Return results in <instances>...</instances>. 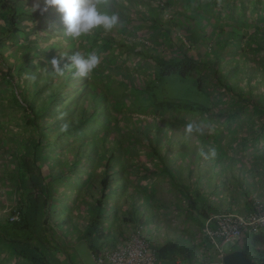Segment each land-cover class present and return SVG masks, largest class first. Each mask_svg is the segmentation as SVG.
<instances>
[{
    "label": "trees",
    "instance_id": "1",
    "mask_svg": "<svg viewBox=\"0 0 264 264\" xmlns=\"http://www.w3.org/2000/svg\"><path fill=\"white\" fill-rule=\"evenodd\" d=\"M204 1L206 3L203 8L198 3L196 9L201 11L193 10L194 14L183 4L180 5L181 2L177 3L176 8H171L168 6L169 2L164 1L165 10L166 5L170 8V12L166 10L169 17L161 14L163 7L156 1L163 19L172 20L174 16L171 12L176 13L175 21L167 25L172 28L174 23H179L183 34L179 32L178 36L181 33V38L176 35L177 40H172V48L164 50L165 53H153L150 49L143 52L142 47L135 48L136 43L130 45L131 52L139 57L143 56L152 69L144 78L141 75L134 76L132 80V76L127 77L125 81L118 83L119 87L116 89L104 87L103 91V81V85L97 86L90 74L87 77H74V69L67 68L62 76L57 75L50 60L43 61L46 65L45 76L35 81V77H39L40 64L31 63L35 57L31 58L23 51L25 60L15 70L20 73L23 65L31 69L30 82L20 83V93L22 97L32 95L25 108L34 134L27 138L21 151L13 156V162L9 164L11 170L6 185L17 199L14 202L16 207L6 218L0 219V245L30 264H61L52 254L66 248L64 237L59 231H55L49 220L54 211H67L64 202L75 199V187L78 186L90 192L87 193L88 199L85 198L86 194L78 197L85 207L82 210L83 229L76 234L95 256L104 245L105 227H110L109 224H104V220L112 192L117 188L129 189L126 202L123 201L127 205L122 221L143 225L144 213L137 209L139 204L136 201L139 197L135 200V195H140L141 201L150 202L148 190L144 191L146 186L141 183L154 173L145 162L150 157L155 165L154 170L166 173L178 196L184 200L185 217L190 216L201 227L202 220L208 216L209 211L216 210L217 205H214L215 202H212L209 195L201 192L197 186L192 187L191 183L182 181L179 172L170 167L174 156L161 151L159 141L163 139L162 132L171 125L179 128L180 124L194 121L196 117L210 121L212 116H216V119H212L218 123L217 126L222 125V128L217 129L216 125L210 123L212 128L209 131H203L202 134L195 132L198 142L195 146L201 153L202 147H210L209 140H212L215 143L214 153L221 156L224 153L223 142L232 138L239 141L243 137L240 127H231L232 124H237L234 120L240 114L247 116L250 125V133H247L250 138L264 135V2L261 4V12L257 13L259 0H253L248 8L243 0H231L236 5L233 7L230 2L223 9L227 18L223 22L220 19V9L223 6L219 0ZM254 11L257 15L252 18ZM7 12V27L0 32V41L7 38L6 33L12 32L13 37L21 32L22 38L31 42L33 39L28 38L26 32L42 33L49 28L45 21L47 14L40 9L24 15L21 7L9 5ZM198 18L214 24L199 32L195 22ZM23 20L30 21L31 26L21 29L18 23ZM206 34L215 38L213 49L205 48L203 39ZM36 37L40 38L42 35L35 36L33 41H36ZM63 46L64 44H60L59 49L62 50ZM247 49L258 52V56H248ZM49 50L52 52L54 48L50 47ZM49 50L45 48L42 52L47 54ZM72 53L63 52L64 58L60 62H68L67 57ZM232 60L235 66H231ZM120 62L124 64L126 60ZM225 63L228 66L226 72ZM240 65L243 71L237 68ZM15 70L12 71L8 65L3 75L18 82V78H14L19 77ZM105 70L108 69L95 68L91 73L102 75ZM236 72L241 73L244 80L237 86L230 80ZM170 76L191 79L194 88L202 95L201 99L190 101L162 95L160 81L163 77ZM111 79L115 80L117 77L113 75ZM260 82L261 87L258 85ZM211 83L215 85L213 89L219 90L221 98L212 99ZM31 88L34 93H29ZM78 88L80 89L77 90ZM121 89H128V93L123 94ZM127 109L143 118L140 115L132 116ZM65 122L69 123V130L61 132L60 127ZM146 155L149 156L147 159ZM193 159V156L189 157L186 165L189 174ZM127 165L131 171L129 168L125 169ZM81 171L87 172L84 178H81ZM124 171H127L126 177L139 181L135 183L136 187L127 184ZM92 177L96 181L91 180ZM54 206H57L55 210L52 209ZM15 213L16 218L10 220V215ZM65 214L68 219L67 213ZM53 223L57 224V221L53 220ZM118 226L117 224V231L122 234ZM243 238L241 235L229 250L241 249L238 244ZM247 238L252 244L261 246L256 249L255 258L248 259L253 264H264V233L248 234ZM147 240L149 241L148 238ZM202 241L203 248L208 249L209 243L205 238ZM149 245L158 264H169L176 258L183 263L192 262V247L177 239H165L157 245L149 242ZM209 259V256L203 257V262H209Z\"/></svg>",
    "mask_w": 264,
    "mask_h": 264
},
{
    "label": "rangeland",
    "instance_id": "2",
    "mask_svg": "<svg viewBox=\"0 0 264 264\" xmlns=\"http://www.w3.org/2000/svg\"><path fill=\"white\" fill-rule=\"evenodd\" d=\"M243 1L245 4V7L248 8L251 6L253 0H243ZM259 1H260V5L258 6L259 9L257 10V13L261 12L260 8H262L261 4L264 2V0H259ZM158 2H160L163 7L161 14L164 17H169V15L167 14V11L170 12L169 11L170 8L165 4L166 10H167L166 11L164 3H163L164 0H159ZM178 2L179 3L181 2L180 5L183 4L184 7H187L191 14H194V11L196 12L201 11V10H196L198 3L199 5L201 4L200 5L201 8H203V6L206 3V1L204 0H179ZM230 2L233 5V7L236 5L235 2H232L231 0H219V3H221L223 6V8L220 9L221 11L220 19L223 20V22H226L225 20L227 19L225 17V13L223 9L226 8ZM110 3L111 1L108 0L107 4L101 3L100 5L107 6V5H110ZM193 6L194 8H192ZM150 7L152 8V10L149 11L148 13L152 17V19H151V22L146 21V24L147 26L151 28L153 27V30L156 31L155 32L157 33V37H155L156 43L154 44V41L150 38L149 28H145V30L143 29V33L139 32L141 31L140 28H136V33L138 32L139 34L135 38V41H136L134 42L136 43L135 48L137 49V48L143 47V52H145L147 51V49H149L147 47L152 46L154 48V49L152 48V50L155 53H162L161 50H159V48H161V44L166 45V41L168 40H171V41L173 39L177 40L175 38L176 34H179V32L182 33V31L180 29L179 23H174V25L172 26L170 30L161 26V25L166 26L167 24H170V23L172 24L173 21H175V16H176L175 12L173 11L171 12L172 15L174 16L172 20L170 19L166 20L160 16L156 3L154 2L151 3ZM48 9L50 11L51 8L49 7ZM109 12L110 11H107V13ZM142 14H145V12H142ZM235 14L237 13L235 12ZM132 15L135 18L141 17V13L139 10L132 11ZM256 15L257 14L255 11L254 13L252 12V18H255ZM45 19H46L45 21L49 25V28L46 31H43L42 33L37 32V34H40V36L42 35V37H40L39 40L41 41L42 44L47 45V48L52 46V47H55V49L57 50L59 49V45L64 44L65 42H69L70 44H72V46L74 44H76V46H79L81 43L80 40L82 36L87 38L91 35L90 34L91 31H90L89 33L84 34L77 39H73L64 34L63 25L60 20V14L56 17L46 16ZM201 19L198 18L195 21L196 26H197L196 30L199 32L203 31V29L205 30L206 28L213 26L214 24V22H209L207 20H201ZM130 21L132 22L131 18L129 19V22ZM19 26L28 27V23L26 21H21V23H19ZM139 26H141L140 22H139ZM118 27L119 26H116L115 29ZM98 28L105 32V30H103L102 27H97V29ZM181 33H180V36L177 35L180 38H181ZM151 34H153V32H151ZM43 35L44 36L46 35V37H44ZM203 40L205 41L206 49H211V48L213 49V46L215 47V38L213 39L211 34L209 35L206 34ZM85 43L86 41L83 42L84 45ZM18 48H21V47L18 46ZM59 51L60 52L55 53V54L51 52L46 54L43 52V56L41 57L42 61L39 59L37 61V59L33 58V61L31 63L36 62L40 64L39 65V68H40L39 77H35V81H37L38 79L41 80L45 76L44 67L46 65L43 63V61H49L53 57L59 58L60 56H62V53L64 52L63 50H60V49ZM247 51H248L247 53L249 54V55L247 54L248 56H251L253 58L258 56V52H254L249 49H247ZM29 52L30 50L28 51V53ZM111 62L113 63L112 65H110V63L106 64L103 60L100 59V63L98 67L96 68V70L97 69L101 70L105 68H107L108 70H105L102 75H99L98 73L97 74L90 73V77L93 78V83H95L97 86L103 85L101 84L102 83L101 81H103V83L105 84V86L101 87L103 91H104V87H108V89L118 88L119 84L125 81L127 77H130V76H132L130 80H132L134 76L139 77V75H141L144 78L149 74V70L152 69L151 65L143 58V56L139 57L134 52L131 56V59L129 60V63L128 61L125 62L126 64L128 63L129 66L121 64L119 58L118 59L115 58V61L114 62L111 61ZM60 63L61 65H63L61 67H64V65L68 64L69 61L66 62L63 60ZM231 63H232L231 66H235L234 64L235 62H233V60L231 61ZM225 64H226L225 65V72H226V69L228 68V66H227V63ZM237 68L242 70L241 65L238 66ZM20 69H21L19 70L20 73L17 70H15V73L19 74V77H14L15 79L18 78V82H16V80L11 81L9 79L6 80L7 78H3V81L0 83V86H1L0 87V91H1L0 92V219L6 218L7 215L10 213V211H12L13 208L16 207L14 202H15V199H17V197L15 194L14 196H12L13 193L11 191H8V188L6 185L8 184L7 177L9 176L10 174L9 172L11 170V166H9V164L10 162H13V156L17 152L21 151V147L23 143L27 140V138H29L30 135L32 136L34 134V131L31 130L32 126L30 125L31 123L29 122V119H28L29 115L27 114V111L25 108V106L27 105V101L30 100L32 95L31 94H29L28 96L23 95L22 97L20 93L21 91L20 83H22L23 81L24 83L29 84L30 82L31 76L29 75V72L31 69L29 67L26 68L24 65ZM66 70L67 68L64 69V72H66ZM116 72L118 73V75H117V79L115 80H119V81H115L111 79L113 78V75H115ZM251 76L253 77V75ZM242 77L243 76H241V73L236 72L234 76H232V78L230 77V80L233 83V85L237 86L238 84H241L244 82ZM160 85H162L160 93L164 95L165 97H168L171 99L180 98V99H185V100H190V101H199L202 96L194 88L192 84V80L189 78H180V77H174V76H170L168 78L163 77V79H161L160 81ZM213 87H215V85L211 83L210 88L213 93L212 99L217 100L221 98V95L219 97V90H215V88L213 89ZM79 89L80 88H78L77 90ZM127 90L128 89H121L120 91L123 94H127L128 93ZM31 92L34 93L32 88L29 93ZM64 94L65 92L63 93V95ZM127 110L129 111V109ZM131 110H132V107H131ZM129 112L131 113L132 116L140 115L136 113L135 111H132V112L129 111ZM140 117L143 118V116L141 115ZM245 117L246 116H243L242 114H240L238 118L236 116V120L234 121L237 122V124L231 125V127H234V128L240 127V132H242L241 135H245V130L250 129V125L247 122V117L246 118ZM212 118L216 119V116H212ZM212 118L210 119V121L209 120L204 121V118L196 117L194 118L195 120L191 122L199 126V128L202 129V132L209 131V128H212L210 127L211 125L210 123H213V124L216 123ZM186 124L187 123L180 124L179 128H176L174 125H171L168 128V130H165L164 132H162L163 139L159 141V148L161 151H165L166 154H169L168 156H174L171 159L170 167H172V169L174 170L176 169V172H179V175L181 176L180 178L182 179V181L186 183H192L197 171H199L201 174L203 173V175L200 178L202 179V177H204L203 181H205L207 180L206 178H207L208 172L210 171L209 162L207 160L208 158L206 155L210 153L211 148L207 146H203L202 149L203 148L204 149L203 150L201 149L202 152L200 153V151L197 149V146H195L196 144H198V142H196L197 136L195 135V132H193V134L191 135H187L184 131ZM217 124L218 123H216V126ZM218 126H217V129H221L220 127L218 128ZM168 143H170L169 146H167ZM235 147H238V146H235ZM55 150L56 149L53 148V151ZM171 150H174V152L172 153ZM180 153L182 155H180ZM198 154L202 156V158H200V163L198 165L199 170L193 169L194 166H197L193 162L191 164V172L189 174V172L186 169L188 159L189 157L191 156L195 157ZM218 156L220 157V155ZM145 157L147 159V157L149 156L146 155ZM150 159L151 157L145 162L147 166L153 169L154 173L152 177H150L149 179H145L141 183H143V185L146 186V189L144 191L148 190L147 192L149 193L150 198H151L150 199L151 208H152L151 213H152V216L158 219V222L156 221L154 223L155 226L152 224L149 226L148 214L145 215L141 212L143 214V220L147 216V219H145L144 221V227H146L147 229L148 228L153 229V232L151 234H149L148 232V234H145V235L149 237L150 243H153L156 245L160 244L163 240H165L164 237L168 235L172 239L174 238V239L179 240L180 242L186 243L187 245L192 247L193 253L194 252L197 253L195 256H193L192 262H198L197 256L201 257L203 253H209L210 249L207 251H205V249L201 250V246L203 247L202 242H201L202 233L200 230L196 228V226L193 225L194 223L191 220H187L185 219V217H183L184 209H185L184 200L178 196L176 189L175 187H173L172 181L169 178V176L164 172L154 170L155 165L152 164ZM219 159L224 160V157H222L221 155ZM213 164H215V161H213ZM217 166L219 165L217 164ZM224 166H226V168L229 169L230 168L229 161H224ZM127 168H129V171H131L130 166L128 167L127 165L125 169ZM94 170H97V168H95ZM51 171H53V169H51ZM124 172H125L124 176L126 177L127 171H124ZM80 173H81V178H84L87 172L81 171ZM126 178H127L126 181H128L127 184L129 183L130 186L133 185L134 187H136L135 183H139L137 179L134 181L130 177H126ZM93 179L94 181H96L95 177L91 178V180ZM127 184L125 183V185ZM75 188H76V195H77L75 199L74 198H72V200L67 199L64 202L66 204L67 211L66 212L63 210L62 211L59 210L58 212L54 211L53 215H51L52 218H50L52 221L49 220V222H51L52 227L55 229V231L57 232L59 231V234L64 237L65 243H67V241L69 242L71 239L74 238L76 234V228L78 229L79 227H81L84 222V218H83L84 212L82 210H83V207L85 206H84V203L80 201L81 199L78 197L85 196L86 194L85 198L88 199L87 193L90 192L88 189H84V188H83L84 189L83 191L82 187L76 186ZM128 190L129 189L127 188L124 189L122 187H119L112 192L111 202L109 204V209H108V212L104 220L106 225L108 224L110 225V227L107 226L104 229L105 231L104 238H105V241L107 242L111 241V236H109L110 232L112 236L116 235L115 230H117V227H116L117 224L119 225L118 227L120 231L122 232L123 237L126 236L131 230V226H129L131 223L122 221V217L124 216V212H125L124 211L125 206L127 205V203L125 204V202H126V198L128 197L127 196ZM218 196L219 195H217V197ZM217 197H215L214 202L216 204L218 202L219 204L220 201L217 199ZM140 199H141L140 195L139 196L135 195V200H137L136 202L139 204L138 206L139 209L143 207V202H144L143 200L141 201ZM123 201H125L124 204H123ZM56 208L57 206H54L52 209L55 210ZM65 213H67L68 219H66ZM53 220L57 221V224H54ZM143 229H142V232L144 234L145 230ZM115 237H117V235ZM81 245L79 246L82 247ZM238 246L244 251V253L249 259H254L255 256L257 255L256 249L261 247L259 245L252 244L249 238H247V236L239 241ZM230 248H231V244L229 243H224L222 245V249L225 252H227ZM4 250L5 248L2 245H0V262L3 258Z\"/></svg>",
    "mask_w": 264,
    "mask_h": 264
},
{
    "label": "crops",
    "instance_id": "3",
    "mask_svg": "<svg viewBox=\"0 0 264 264\" xmlns=\"http://www.w3.org/2000/svg\"><path fill=\"white\" fill-rule=\"evenodd\" d=\"M110 1H111L110 5L107 6L99 5L98 7L100 8V10L104 12L106 10L110 11L108 13L110 15L113 13L118 14L120 22L117 26L119 27L116 29L113 28L111 31H107V32L106 31L104 32L99 28L98 29L94 28L91 30L90 32L91 35L89 37L87 38L84 36L81 37L80 40L81 43L79 46H76V44L72 46V44H70L69 42H65L63 46L64 48L62 49L64 53L65 52L74 53L78 50L83 54L95 52L99 57V59L103 60L106 64L110 63V65H112L113 63L111 61L114 62L115 58L117 59L119 58L121 60L127 59L126 62L128 61L129 63V60L131 59V56L133 54V51L131 52L130 50L132 48H129V46L132 45L134 42H136L135 38L139 34L138 32L136 33V28H140L141 31L139 32L142 33H143V29L145 30V28H149L150 38L154 41V44L156 43L155 37H157V33H155L156 31L153 30V27L151 28L147 26L146 21L151 22L152 19V17L148 13L149 11L152 10V8L150 7L151 3L153 2L156 3V1L158 2L159 0H110ZM164 1L167 3L169 2L168 6H170L171 8H176V5L179 0H164ZM9 5L21 7L23 9V13H25L24 15L34 12L31 11L34 5H39L37 9L40 10L44 7L43 0H0V32L7 27L6 18L7 15H9L7 12V7ZM50 8H51L50 11L49 9L45 11L47 14L46 16L48 15L56 16L55 13H58L56 9L54 7H50ZM54 10L56 12H54ZM138 10L141 13V17H136V18L133 17L132 11H138ZM158 11L160 14L159 9ZM142 12H145V14H142ZM24 15H21V17L23 18ZM128 18L129 19L131 18L132 22L131 21L129 22ZM26 22L28 23V27H30L31 22L30 21H26ZM139 22L141 23V26H139ZM161 26L169 30L171 29L169 25L166 26L161 25ZM21 29H25V27H21ZM151 32H153V34H151ZM6 34L8 35L7 38H4L3 40L0 41V83L3 81V78H6V76L3 75L6 66L10 65V69L14 71L17 65H21L20 62L23 63V61L25 60L24 52L29 54L31 58L32 56L35 57V59H37L38 61V58L39 60H41L40 58L43 56L42 51L45 50V48L48 50L50 49V47L47 48V45L42 44L39 38L37 37H36L37 38L36 41H33L35 36H39V34L36 35L37 32L36 33L26 32L25 35H27L28 38L33 39L31 42H27V40L22 38L21 32L14 34L13 37H11L12 32ZM84 41H86L85 45L83 44ZM106 43L108 44L107 46L105 45ZM171 44L173 45V42L171 40H168L166 41V45L161 44V48H159V50H161V52H164V50L168 48L171 49L172 48ZM18 46L21 48H18ZM51 48H54L52 52L49 50L51 53L54 54L57 53L55 51L60 52L59 49L55 50V47L51 46ZM147 48H149L150 51L155 53L152 50L153 48L152 46H149ZM28 49L30 50L29 53H28L29 51ZM128 63L126 64L124 62V65L129 66ZM117 75L118 73L116 72L115 76L117 77ZM258 85H261V82ZM219 127L222 128V125H219L218 128ZM247 132L250 133L248 129L245 130V135H243V137L239 141H235L232 138L230 139V141L223 142L224 153L222 157H224V160L222 159L220 160L219 158L221 156L219 157L217 156V154L214 153L213 147L215 143L214 141L209 140L211 151L209 154L206 155L208 158L207 160L209 162V170H210L206 178L207 180L203 181L204 177H202V179L200 178L203 175V173L201 174L199 171H197V173L195 174V178L191 183L192 187L197 186L198 189H201V192L209 195L213 199L212 202H214L215 197L219 195L217 199L220 201V203L219 204L218 202L217 204L214 203V205H217L216 210L214 209V211L213 210L209 211L207 217H210L212 215L221 212L245 213L252 209V206L256 200L264 202V135L250 138ZM200 158H202V156H200L199 154L194 157L193 161L194 164H196L197 166H194L193 169L199 170L198 165L200 163ZM213 161H215V164H213ZM224 161H229L230 163L229 169H227L226 166H224ZM217 164L219 166H217ZM137 209L140 212L144 213L145 215L148 214L149 226L151 224L155 226L154 223L156 221L158 222V219L152 216L151 201L150 202L144 201L143 207H141L142 210L139 209L138 207ZM183 217H185V215ZM188 217H185V219L191 220L194 223L193 225L196 226V228L200 230L202 233L201 228L207 217L202 220L201 227L196 225L195 222L192 220V218H190V216ZM145 219H147V216L145 217ZM145 219L143 220V225L130 224L129 226H131V229L137 226L140 227V229L142 230L144 227ZM104 224L106 223L104 222ZM82 229L83 226L79 227L76 230V232ZM143 230H145L144 236L149 239V237L145 234H148V232L149 234H151L153 232V229L152 228L147 229L146 227H144ZM115 232L117 237H115L116 235L112 236L111 232L109 233V236H111L110 242L105 241L104 238V245L102 246V248H100L98 254L101 252V250L110 248L114 246L116 243H118L120 240L124 239L125 236L123 237V234L119 233L117 230H115ZM242 235L245 238L248 234L242 233ZM204 238L205 237L202 235L201 240ZM164 239H172V238L169 237L168 235L164 237ZM79 245H81L82 247H80ZM232 245L233 244H231V246ZM64 246L66 248L62 250V252L52 254V257L53 256L55 258L57 257L56 259L58 260L59 263L100 264L96 260L98 254L94 256V254L91 253L90 250H88L84 241L81 238H79L77 234H75L74 238L71 239L69 242L67 241V243H65L64 240ZM3 247L5 248V250L0 264H30L27 260L18 256H14L11 253V251L7 249V247L5 246ZM204 249L205 248L201 246V250ZM209 249H210V244H209V248L206 249L205 251ZM193 254H194L193 256H195L197 253L194 252ZM206 256L209 255H205L203 253L201 257L197 256L198 262H195V264L205 263L203 262V257Z\"/></svg>",
    "mask_w": 264,
    "mask_h": 264
},
{
    "label": "built area",
    "instance_id": "4",
    "mask_svg": "<svg viewBox=\"0 0 264 264\" xmlns=\"http://www.w3.org/2000/svg\"><path fill=\"white\" fill-rule=\"evenodd\" d=\"M15 218L16 213L9 217L10 220ZM201 230L210 244V252L204 254L211 258L203 264L218 263L224 254V243L234 244L242 233H264V202L256 200L252 209L245 213L221 212L207 217ZM96 260L100 264H158L149 241L137 226L114 246L101 250ZM169 264L195 262L183 263L176 258Z\"/></svg>",
    "mask_w": 264,
    "mask_h": 264
},
{
    "label": "clouds",
    "instance_id": "5",
    "mask_svg": "<svg viewBox=\"0 0 264 264\" xmlns=\"http://www.w3.org/2000/svg\"><path fill=\"white\" fill-rule=\"evenodd\" d=\"M107 2L108 0H43L44 7L41 11H47L49 7H54L60 14L64 34L77 39L94 28L102 27L107 32L119 24L118 14L113 13L110 15L101 11L98 7L101 3L107 4ZM38 7L39 5H34L31 11H35ZM63 58V56L53 57L49 61L53 71L61 76L64 74V69L69 68L74 69V77H87L100 63V59L95 52L83 54L76 51L67 57L69 63L61 67L60 61ZM62 118L63 114L61 115ZM68 130L69 123H63L60 131L67 132ZM184 131L187 135H191L193 132L202 134V129L192 122L185 125Z\"/></svg>",
    "mask_w": 264,
    "mask_h": 264
},
{
    "label": "water",
    "instance_id": "6",
    "mask_svg": "<svg viewBox=\"0 0 264 264\" xmlns=\"http://www.w3.org/2000/svg\"><path fill=\"white\" fill-rule=\"evenodd\" d=\"M209 264H253L242 249H232L225 252L218 263Z\"/></svg>",
    "mask_w": 264,
    "mask_h": 264
}]
</instances>
